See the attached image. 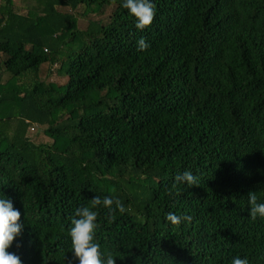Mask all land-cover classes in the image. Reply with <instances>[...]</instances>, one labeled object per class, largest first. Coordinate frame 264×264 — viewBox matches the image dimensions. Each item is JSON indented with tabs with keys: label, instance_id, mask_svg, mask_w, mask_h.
I'll list each match as a JSON object with an SVG mask.
<instances>
[{
	"label": "trees",
	"instance_id": "trees-1",
	"mask_svg": "<svg viewBox=\"0 0 264 264\" xmlns=\"http://www.w3.org/2000/svg\"><path fill=\"white\" fill-rule=\"evenodd\" d=\"M21 1L0 0V199L23 225L8 251L79 264L75 211L110 196L125 210L93 209L95 241L116 264H264L248 197L264 203V0H151L143 30L124 0Z\"/></svg>",
	"mask_w": 264,
	"mask_h": 264
},
{
	"label": "clouds",
	"instance_id": "clouds-1",
	"mask_svg": "<svg viewBox=\"0 0 264 264\" xmlns=\"http://www.w3.org/2000/svg\"><path fill=\"white\" fill-rule=\"evenodd\" d=\"M136 19V28L143 30L150 26L155 17V5L151 0H124L122 5ZM150 45L144 38L138 41L139 50H146ZM178 182H186L188 186H198V177L190 171H185L176 177ZM250 215L255 219L258 215L264 217V203H257L254 192L248 194ZM103 206L111 213L115 210L123 212L125 209L119 199L105 196L101 199L95 196L91 200V207L82 206L76 209L72 219V227L69 235L71 238L72 249L79 264H116L111 252L105 254L101 251V245L95 241V229L97 228V211L93 210L98 206ZM20 211L14 209L13 204L8 199H0V264H21L20 257L15 253L9 252L14 239L21 233L23 225L19 223ZM166 219L172 225H179L183 220H190L191 217L178 216L175 213H168ZM231 264H248L247 258L235 257Z\"/></svg>",
	"mask_w": 264,
	"mask_h": 264
},
{
	"label": "rangeland",
	"instance_id": "rangeland-1",
	"mask_svg": "<svg viewBox=\"0 0 264 264\" xmlns=\"http://www.w3.org/2000/svg\"><path fill=\"white\" fill-rule=\"evenodd\" d=\"M12 1H13L14 11L19 12V13H24L25 7L29 5L28 3H25L24 1H21V0H12ZM76 12L79 13L80 9H77ZM108 13H109V9L105 10L104 14L100 18L104 19ZM90 17L96 18L94 16H90ZM85 22H86V19L78 18L77 27L82 29L85 26ZM55 67H56L55 65L51 67H48L47 65L42 66L40 69V77L46 81H52L57 84H63L65 80L63 78L56 76V74L54 73ZM4 79L5 77L2 78V80ZM29 136L36 143L48 142V139L45 138L43 134L40 132V129H35L34 131H30Z\"/></svg>",
	"mask_w": 264,
	"mask_h": 264
}]
</instances>
